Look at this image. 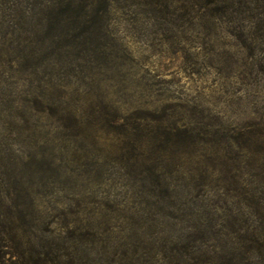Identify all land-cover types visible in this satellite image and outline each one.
Wrapping results in <instances>:
<instances>
[{
	"label": "rangeland",
	"instance_id": "374dc122",
	"mask_svg": "<svg viewBox=\"0 0 264 264\" xmlns=\"http://www.w3.org/2000/svg\"><path fill=\"white\" fill-rule=\"evenodd\" d=\"M201 4L0 0V190L29 189L2 196L12 262L264 264V58L231 34L245 4Z\"/></svg>",
	"mask_w": 264,
	"mask_h": 264
},
{
	"label": "trees",
	"instance_id": "16d2710c",
	"mask_svg": "<svg viewBox=\"0 0 264 264\" xmlns=\"http://www.w3.org/2000/svg\"><path fill=\"white\" fill-rule=\"evenodd\" d=\"M203 4H201L202 9H211V16L216 17L219 14H222L225 16L228 20L233 21L235 19L234 14H231L233 6L235 5H242L245 4L244 10L247 11L248 19H250V23L252 24V27L250 30H248V35H245L244 32L246 30L244 29V32L241 30L238 32V34H234V32H231L232 35H234L236 38H239L242 41V44L247 45L245 41H243L244 37H246L247 40H251L250 48L252 50H256V47L259 48L260 53L262 54L264 58V0H200ZM71 5V4H70ZM253 5H256V7H253ZM73 6H70L69 9H71ZM256 9V10H255ZM259 10V11H258ZM257 11L258 13H255ZM84 12V9L82 10ZM87 16L86 12H84V15L80 16L79 18L82 19V17ZM86 20V19H85ZM91 23L85 22V24L88 26ZM76 24V22H75ZM94 24V22H92ZM91 25V24H90ZM89 25V27H90ZM234 27L235 23H234ZM160 124L156 128L157 134L161 136H165L168 143H171V145H179L178 147L187 146L191 142L193 138H195V133L197 128L192 127L191 125L187 124L186 126L179 127L176 123L174 124H167V121L159 119L158 120ZM165 121V122H163ZM162 123V124H161ZM168 148V146H164L163 149ZM6 191V190H4ZM0 190V264H16L12 262L11 257H8L10 254V246H9V238L11 237V230L10 226L7 224L5 219H9L11 211H6L4 209L2 196H10L14 195L17 199H22L24 196H29V189L25 186H14L11 187L9 190L4 192ZM249 196L248 193L243 194ZM18 204L15 205V208L17 210L19 209L20 202H17ZM200 243L204 246L209 247L210 243L213 241L211 238L207 237H200L199 238ZM253 253V252H251ZM192 257H195V254H191ZM241 261H248L245 257H242L240 259ZM208 262H201V264H207Z\"/></svg>",
	"mask_w": 264,
	"mask_h": 264
}]
</instances>
